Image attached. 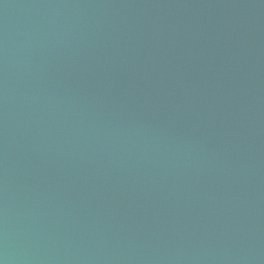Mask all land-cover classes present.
I'll use <instances>...</instances> for the list:
<instances>
[{
	"label": "water",
	"instance_id": "water-1",
	"mask_svg": "<svg viewBox=\"0 0 264 264\" xmlns=\"http://www.w3.org/2000/svg\"><path fill=\"white\" fill-rule=\"evenodd\" d=\"M0 264H264V0H0Z\"/></svg>",
	"mask_w": 264,
	"mask_h": 264
}]
</instances>
